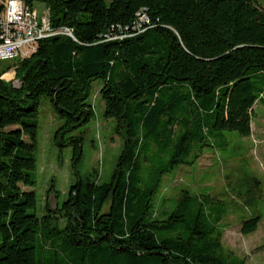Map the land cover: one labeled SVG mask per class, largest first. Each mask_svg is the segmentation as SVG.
Masks as SVG:
<instances>
[{"label":"trees","instance_id":"1","mask_svg":"<svg viewBox=\"0 0 264 264\" xmlns=\"http://www.w3.org/2000/svg\"><path fill=\"white\" fill-rule=\"evenodd\" d=\"M25 1L44 2L52 23L74 36L44 37L18 57V84L1 77L11 65L0 71V264H248L225 255L223 231L200 208L193 212L189 195L163 215L156 197L165 172L188 158L197 139L188 131L170 146L174 124L195 118L200 128L251 134L254 106L264 103L259 0ZM141 8L151 17L144 31L104 39ZM97 78L104 114L116 117L123 138L117 165L104 181L80 175L67 198L55 208L48 201L40 216L36 191L22 186L36 182L40 98L47 95L63 118L56 142L72 143L79 171L84 136L75 131L96 116L89 97ZM168 149L171 158L146 175L144 160ZM259 220L244 219L242 232Z\"/></svg>","mask_w":264,"mask_h":264},{"label":"rangeland","instance_id":"2","mask_svg":"<svg viewBox=\"0 0 264 264\" xmlns=\"http://www.w3.org/2000/svg\"><path fill=\"white\" fill-rule=\"evenodd\" d=\"M259 2L264 4V0ZM35 6L41 12L46 4L36 1ZM15 60L0 59V71L8 65L14 69ZM10 69L6 72L8 76L13 74ZM11 79L19 83L15 74ZM102 84L103 79H95L89 97L95 105L96 116L75 131L84 136L79 171L73 163L72 143L60 146L56 142L55 134L63 118L47 95L40 98L34 149L36 166L31 170L36 182L22 185L36 191L38 202L34 210L40 216L46 211L48 201L55 208L67 198L71 184L80 175L84 179L98 176L104 181L111 177L117 165L123 138L116 130V117L104 114ZM251 126V134L243 135L237 129L200 128L195 118L189 124L182 121L174 124L170 146L188 131L196 133L197 139L192 142L194 147L188 158L163 175L156 205L157 213L163 215L189 195L193 212L200 208L204 211L201 216L223 231L221 249L225 255L244 258L248 264H264V103L255 104ZM25 138L30 140L28 135ZM156 148L153 143L149 153ZM172 151L168 149L163 156L151 155L144 160L146 175L151 176L165 159L171 158ZM255 215H260L258 227L242 232L243 220Z\"/></svg>","mask_w":264,"mask_h":264},{"label":"built area","instance_id":"3","mask_svg":"<svg viewBox=\"0 0 264 264\" xmlns=\"http://www.w3.org/2000/svg\"><path fill=\"white\" fill-rule=\"evenodd\" d=\"M151 25V17L145 8L137 11L132 22L118 31L104 34V39L121 38L144 31ZM114 27V26H113ZM55 34L74 36L68 25L56 26L50 18L46 6L41 12L35 5L25 0H0V59L24 57L30 55L38 46L40 39ZM13 74L1 77L11 79Z\"/></svg>","mask_w":264,"mask_h":264},{"label":"crops","instance_id":"4","mask_svg":"<svg viewBox=\"0 0 264 264\" xmlns=\"http://www.w3.org/2000/svg\"><path fill=\"white\" fill-rule=\"evenodd\" d=\"M262 4V3H261ZM264 6V4H262Z\"/></svg>","mask_w":264,"mask_h":264},{"label":"bare ground","instance_id":"5","mask_svg":"<svg viewBox=\"0 0 264 264\" xmlns=\"http://www.w3.org/2000/svg\"><path fill=\"white\" fill-rule=\"evenodd\" d=\"M6 74V73H5ZM7 75V74H6Z\"/></svg>","mask_w":264,"mask_h":264}]
</instances>
